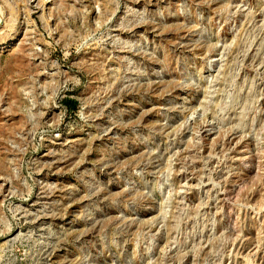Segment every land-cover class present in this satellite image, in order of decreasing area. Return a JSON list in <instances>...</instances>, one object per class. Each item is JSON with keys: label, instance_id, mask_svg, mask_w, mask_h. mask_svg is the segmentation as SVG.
<instances>
[{"label": "rangeland", "instance_id": "1", "mask_svg": "<svg viewBox=\"0 0 264 264\" xmlns=\"http://www.w3.org/2000/svg\"><path fill=\"white\" fill-rule=\"evenodd\" d=\"M0 264H264V0H0Z\"/></svg>", "mask_w": 264, "mask_h": 264}]
</instances>
